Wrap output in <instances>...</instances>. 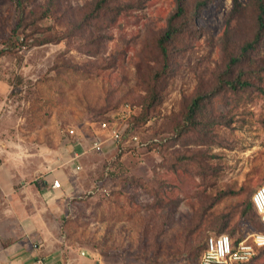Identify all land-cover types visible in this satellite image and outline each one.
I'll list each match as a JSON object with an SVG mask.
<instances>
[{
	"label": "rangeland",
	"instance_id": "1",
	"mask_svg": "<svg viewBox=\"0 0 264 264\" xmlns=\"http://www.w3.org/2000/svg\"><path fill=\"white\" fill-rule=\"evenodd\" d=\"M198 1L165 57L176 0H0V172L34 204L45 177L68 171L54 196L64 233L104 264H199L222 225L263 230L244 211L264 181V38L245 60L251 85L219 78L256 30L255 1ZM113 118L123 139L91 149ZM240 264H264V247Z\"/></svg>",
	"mask_w": 264,
	"mask_h": 264
},
{
	"label": "crops",
	"instance_id": "2",
	"mask_svg": "<svg viewBox=\"0 0 264 264\" xmlns=\"http://www.w3.org/2000/svg\"><path fill=\"white\" fill-rule=\"evenodd\" d=\"M69 175L63 170L58 178L66 182ZM44 180L47 200L27 204L13 174L0 172V264H104L65 235L63 208L54 198L59 190L52 177Z\"/></svg>",
	"mask_w": 264,
	"mask_h": 264
},
{
	"label": "built area",
	"instance_id": "3",
	"mask_svg": "<svg viewBox=\"0 0 264 264\" xmlns=\"http://www.w3.org/2000/svg\"><path fill=\"white\" fill-rule=\"evenodd\" d=\"M134 112L130 105H126L119 111V118L127 119ZM99 127L104 133L96 132L90 144V148L96 151L105 149L108 140L119 142L122 138V130L116 119L102 120ZM69 134L74 136L80 142L81 138L77 136L74 128L68 129ZM137 137V136H135ZM81 153L74 151L72 159L76 160ZM79 167V166H78ZM53 187L59 188L62 182L59 178H55L52 183ZM253 203L261 216L264 226V181L255 190L252 196ZM264 247V228L244 236L241 240L235 241L227 232L210 234L203 254L200 257L199 264H234L247 262L252 260L258 251Z\"/></svg>",
	"mask_w": 264,
	"mask_h": 264
},
{
	"label": "trees",
	"instance_id": "4",
	"mask_svg": "<svg viewBox=\"0 0 264 264\" xmlns=\"http://www.w3.org/2000/svg\"><path fill=\"white\" fill-rule=\"evenodd\" d=\"M13 1L17 5V7L22 10V0H13ZM110 1H112V0H100V2H98V7L103 8L105 6V3H108ZM185 1L186 0H176L177 11L171 17L170 22H169V26H168L167 30L165 31V34L160 39V46H161L162 52L165 55V57H167V43H168V41L173 39L178 33L181 32V30L184 29L182 23L178 22L177 19L179 18V16H183L184 13L186 12ZM254 1H255L256 10H257V13H256V30H255L254 34L252 35V37L250 39L246 40L241 45L239 53L235 54L231 58L230 64H228L227 70L220 74L219 78L221 80L220 84L222 87L227 86V87L237 89L238 87L244 88V87L252 84V71L246 67L245 60L249 54H251L253 51H255L258 48V46L260 45L261 41L264 38V0H254ZM209 2H211V0H199L196 4V8L202 9ZM119 12H120V10L118 11V13ZM261 89L264 91V87H261ZM217 91H218V88H216V90L213 93L215 94V92H217ZM203 97H204V95H198L194 98V100L192 101V105H191L192 111L199 108L200 101H201V99H203ZM196 123H197L196 117L194 115L188 114V116L184 119L181 131L182 132L188 131L193 125H196ZM123 135H124V132L122 131L121 140L123 139ZM252 196H253V194L251 195V199L248 202V204L246 206V210L244 212H246V213L250 212L253 214H257V216L260 220V223H261L262 227L264 228L263 223L261 221V216L258 213V211H257V209L253 203ZM224 229H225V224L222 225V228H220L218 233H222L224 231ZM243 237H244V235L241 234L238 237L234 238V240L237 242V241L241 240ZM206 243H207V239H206ZM206 243H205V247H206ZM240 263H244V262H240ZM240 263H238V264H240Z\"/></svg>",
	"mask_w": 264,
	"mask_h": 264
}]
</instances>
